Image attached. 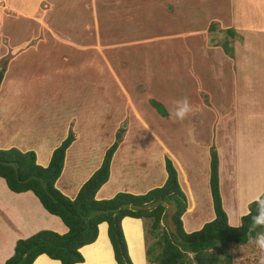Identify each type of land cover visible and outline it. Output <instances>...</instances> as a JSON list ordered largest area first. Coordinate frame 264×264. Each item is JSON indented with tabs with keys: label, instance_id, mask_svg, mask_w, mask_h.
Returning <instances> with one entry per match:
<instances>
[{
	"label": "rangeland",
	"instance_id": "374dc122",
	"mask_svg": "<svg viewBox=\"0 0 264 264\" xmlns=\"http://www.w3.org/2000/svg\"><path fill=\"white\" fill-rule=\"evenodd\" d=\"M37 1H1L26 15L0 4V65L4 62L10 91L21 98L14 125L18 134L14 138L10 125L4 136L42 153L71 130L81 137L71 149L84 140L89 147L85 159L94 165L116 141L114 163L128 161L126 174L114 184H132L141 193L144 187L161 185L151 180L162 176L161 159L163 163L167 156L179 168L180 181L183 164L188 184L193 193L199 190L205 204L182 216L184 231L198 229L207 221L204 213L212 216L203 143L226 150L228 163L231 150L224 136L233 129L231 115L237 114L239 125L250 119L244 108L264 106V0ZM238 4L246 12L243 21L251 25L241 26L251 27L247 31L233 29ZM32 6L36 15L29 12ZM232 36L248 41L249 64L262 69H248L244 84L239 77L234 81L239 53ZM184 97L193 111L184 120L171 118L175 102ZM178 184L183 191L184 185ZM226 200L224 209L230 213ZM169 211L166 204L165 224L172 229ZM140 220L146 246L154 238L147 233L150 221ZM125 231L131 261L144 264L141 238L136 240L127 225ZM214 254L218 264H258L260 255L249 241L219 245ZM190 256L188 262L194 264Z\"/></svg>",
	"mask_w": 264,
	"mask_h": 264
},
{
	"label": "trees",
	"instance_id": "16d2710c",
	"mask_svg": "<svg viewBox=\"0 0 264 264\" xmlns=\"http://www.w3.org/2000/svg\"><path fill=\"white\" fill-rule=\"evenodd\" d=\"M2 63L0 82L4 71ZM117 137L116 133L115 139ZM72 140V131L68 130L52 149L45 166L35 162L33 150L21 151L13 146L0 148V177L6 187L13 192L31 191L40 205L67 227L62 234L40 229L25 238L16 239L12 254L3 264H31L39 254L58 260L60 264L82 262L78 249L94 241L97 224L102 221L106 222V235L116 264H133L120 226L124 216L150 221L147 233L154 240L145 246L144 255L147 262L156 264H189L188 254L194 264H218L214 252L219 245L249 241L251 215L248 213L255 215L257 205L252 203L254 200L247 203L248 211L239 218L241 227H232L227 223L218 190V156L213 146L209 147L208 187L214 216L198 229L186 232L181 221L186 198L167 156L163 158L166 177L160 186L140 194L118 191L109 198L96 199V191L108 179L111 156L117 147L116 141H113L104 150L98 167L81 183L74 197L62 194L54 183L62 169L64 151ZM166 204L170 206L172 229L165 224ZM260 231L264 229H256V232ZM256 232L252 233L253 237Z\"/></svg>",
	"mask_w": 264,
	"mask_h": 264
},
{
	"label": "crops",
	"instance_id": "0c3cea01",
	"mask_svg": "<svg viewBox=\"0 0 264 264\" xmlns=\"http://www.w3.org/2000/svg\"><path fill=\"white\" fill-rule=\"evenodd\" d=\"M1 1V7L5 8L6 10H14L17 13H22L23 15H26L24 11H21L17 7L7 5ZM235 1L240 3V0ZM37 3H39V0L36 2V4ZM33 6L29 12L31 14L36 15L37 8H33ZM238 6L239 4L237 5L236 12L234 13L233 29L234 31H237L241 28V31H247L248 29H251V27L244 28L241 26L251 25H248L245 21H243L246 18V12L241 8L239 9ZM241 6L242 5L240 4V7ZM262 13L263 12H261V14ZM249 24H253V22H250ZM233 39L235 42L234 51L236 52L238 50L239 53V56L236 57L237 59L234 65L239 69V71H236L238 76L234 78V81H236L239 77L241 80L240 83L244 84L245 80H247L250 76H248V73L246 72L248 69L249 72L250 70H253L254 73H256V71H262V69L261 67H259V65L257 66V64H249V55L247 54V48L249 47L247 46L248 41L243 38L241 40H237L235 39V37H233ZM6 75L7 72L3 71L2 79L0 82V148L5 149L13 146L21 151L33 149L35 153V162L41 166H45L49 160L52 149L59 143H54V145H52L54 147L43 149L42 153H39V150L34 148L33 146L27 147L28 145L24 142L15 143L14 138L18 134V128L14 127V125H16V121L19 120V118L16 116V108L17 102L21 100V98L20 96H18V94H13L14 92L10 91V86L7 85L8 81L6 82ZM4 86L5 88H3ZM3 89L5 92H2ZM260 93L262 94V91L259 92L258 97H262ZM240 96L243 95L241 94ZM242 99L245 100V96H243ZM253 100L256 101L259 99L253 98ZM261 105L259 106V104H251V110L244 108L243 111L249 112L250 119H246L245 122H242L239 125L237 122H235V118L238 117L237 114L231 115L234 116V125L230 127L233 129L231 130L229 136H224L225 140L229 142L231 150L227 153V159H229L228 163H226V160H224L226 150L224 151L220 149L217 145V147L214 146L218 156V190L221 200V206L225 212L224 199L226 200L227 197V206L230 211V213L225 212L228 224L229 221H231V223L233 224H239L240 216L248 211L247 203L252 200H255L257 196L264 193V106ZM244 124L246 126H243ZM10 125H13L12 134L14 133V138H12L11 135H8L9 137L11 136L10 138L8 136H4L6 135L7 127H9ZM233 133H235L236 135H232ZM80 138L81 137H79L76 133H73V140L64 151L61 172L54 183L56 188L62 194L70 198L74 197L81 183L88 178V176L98 167L100 163L99 160V163H96V165H94L93 163H91V160L87 161L85 159L89 147L85 148L88 145L84 143V140L81 142V147L78 146L77 149H71L74 145L80 143ZM118 150L119 149L112 153L109 165L108 179L96 191L94 195L96 199L109 198L119 190L130 192L133 194L141 193L140 191H134L136 189H134L135 187L132 184L128 185L127 187L118 186L114 184L115 178L119 179L122 175L126 174V171L124 172V169H126L125 166L127 165L125 163L126 161H128L125 158H121L119 159V161L116 160V163H114V158L116 155L115 152H118ZM202 150H205L204 154H207V161L209 162V146H207L205 142L203 143ZM161 164L164 167V162L162 163V159ZM206 165V195L208 201L210 202V209L212 213V216L210 217L209 213H204L208 218H206L205 220L208 221L212 219L214 215L212 211V204L208 187V163ZM174 168L176 170L177 181L183 184V180H185V183L183 184L185 188L183 190V193L186 198V208L183 214L181 215L182 220L183 215L184 219L186 218L187 214H193L202 208L204 209L205 204L200 201L198 194L199 190L196 189L197 192L193 193L195 188H192L188 184L185 171L183 170V164L180 163L182 177L181 181L178 177L180 176V171L178 170L179 168L177 166H174ZM137 171H143V168L142 170L137 169ZM144 174L145 173L143 172V175ZM139 175L135 177H138ZM159 176L160 178H154L152 180L150 179L151 182L153 183L157 181V184L159 182L163 183L166 177L165 170L162 176ZM134 180L137 181L136 179ZM198 185L200 186V184ZM201 185H203L204 187L205 181L202 180ZM144 188L145 189L142 190L143 193L147 191V188L149 189L150 186ZM189 198L191 199V201L189 200ZM206 209H209V205H206ZM185 221L187 220L185 219ZM189 222L192 224L189 225L188 228H192L193 221ZM138 223L140 233H138ZM200 224L201 221L199 222V225ZM125 225H127L131 229L132 234L136 235V240L141 238L140 244L142 247V258L144 264H147L144 255L145 244L143 240L142 221L140 220V218H134L129 216H124L120 220L121 230L125 239L127 252L129 254V242L127 240ZM96 228L97 233L94 241L85 244L78 249L83 257V261L74 264H116L113 258L110 242L106 235V222L102 221L98 223ZM40 229L52 230L59 234H62L67 231V227L62 223V221L57 216L48 213L40 205L39 201L32 194L31 191H10L6 187L4 180L0 177V264H3L4 260L12 254L14 242L16 239L25 238ZM31 264L60 263L58 260L51 259L45 254H39L34 258Z\"/></svg>",
	"mask_w": 264,
	"mask_h": 264
},
{
	"label": "clouds",
	"instance_id": "9594fccd",
	"mask_svg": "<svg viewBox=\"0 0 264 264\" xmlns=\"http://www.w3.org/2000/svg\"><path fill=\"white\" fill-rule=\"evenodd\" d=\"M192 111L188 98L184 97L175 102L174 109L170 111V117L176 120H184ZM252 203H256L257 212L255 215H252L251 212L248 213L251 215V223L248 228L249 243L254 244L259 250L258 264H264V231L256 232L258 228L264 229V194L257 196ZM229 224L232 227H241V225L233 224L231 221ZM253 232H256L255 237L252 235Z\"/></svg>",
	"mask_w": 264,
	"mask_h": 264
}]
</instances>
